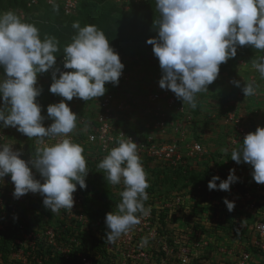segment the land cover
Masks as SVG:
<instances>
[{
  "label": "clouds",
  "instance_id": "clouds-1",
  "mask_svg": "<svg viewBox=\"0 0 264 264\" xmlns=\"http://www.w3.org/2000/svg\"><path fill=\"white\" fill-rule=\"evenodd\" d=\"M58 11L55 0H49ZM159 18L154 21L157 37L147 39L158 58L162 77L161 89L171 90L177 99L190 108L197 107V96L208 91L219 75L220 65L234 58L238 46H251L264 52V0H155ZM71 41L63 47V68H54L60 42L54 36L41 38L40 30L23 20L14 11L0 12V127L15 128L38 145L29 160L12 144H0V183L10 175L14 198L31 192L43 197V205L52 213H72L73 193L77 185L87 187L89 170L82 145L70 136L77 128L78 116L65 101H83L103 96L106 83L118 85L124 68L119 55L109 44L105 33L94 24L81 26L73 22ZM252 67L264 80V55L252 60ZM51 71L49 91L63 99L47 106V118L37 97L38 74ZM57 73L59 76L57 78ZM239 87L240 82L231 81ZM246 96L256 94L252 83L244 84ZM47 140L54 141L46 143ZM227 153V149H222ZM237 164L251 165L253 180L264 184V127L245 135L242 145L231 151ZM113 185L123 184L116 212L105 215L106 238L114 243L140 223V216L150 212L148 173L145 171L138 145L130 138L120 139L97 164ZM35 169L43 182L33 175ZM218 176L208 182L209 190L228 191L238 181L230 169L226 180L216 184ZM231 212L235 203L223 201ZM140 214V215H138ZM148 243L143 238L141 246Z\"/></svg>",
  "mask_w": 264,
  "mask_h": 264
},
{
  "label": "rangeland",
  "instance_id": "rangeland-1",
  "mask_svg": "<svg viewBox=\"0 0 264 264\" xmlns=\"http://www.w3.org/2000/svg\"><path fill=\"white\" fill-rule=\"evenodd\" d=\"M131 1L140 0H106L101 5H105L106 8L110 4L128 8ZM1 2L6 7L9 6L7 0H1L0 4ZM47 5L49 4L45 1L37 6L25 5L29 10H25L21 4H18L14 10L0 6V12L14 11L23 20L39 28L53 20L50 16L44 15ZM76 21L78 20H73V22ZM115 37L117 43L111 42L110 46L119 55L124 68L118 85L110 84L108 92L118 99H132V97L138 98L146 92L159 89L158 81L162 77V70L153 50L149 49L142 40L128 41V34L126 39L122 38L118 29H115ZM126 41H128L127 45L123 46ZM262 55L264 52H259L251 46H238L236 56L219 66V75L212 84L207 86L208 91L198 94L197 107L192 109L184 103L186 112L178 116L176 129L170 132L184 154L180 166L172 168L165 162L141 157L150 184L146 190L149 199L145 202V207L149 208V213L154 216L149 219L150 223L153 220V224L149 228V225L144 223L146 217L140 216V223L130 229L132 232L122 235L114 243H109L106 238L108 229L105 224V215L110 211L116 212V205L121 201L119 193L123 190V184L113 186L107 181L106 173L97 168V164L105 155L99 153L96 147L86 145L84 136H81L88 129L90 119L98 109L100 97L90 101L78 98L65 101L78 116L77 128L73 134L77 137L75 142L84 148L89 170L85 177L87 187L80 190L85 199V206L81 198L76 202H79V210L73 213L62 209L57 215L48 209L44 211L42 204L36 206L34 211L27 212L26 215L22 213L23 220L20 223L22 226H18V234L8 238L10 242L8 249L0 250V264H11L9 257L13 255V245L16 243L27 245L25 252L29 255L30 264H62L63 261L67 262L63 253L74 255L76 252L85 253L92 260L91 264H102L101 261L104 258L94 254L97 253L101 244L107 249L105 258L108 264H171V261L175 262L174 255L176 259L179 253V251L175 252L178 246L189 249V257L195 264H215L214 260L219 256H214V251L216 255L220 254L215 250L217 245H220L219 251L221 248L227 251L233 244L243 242L244 245H238L243 250L248 240V217L247 221H244L247 213L236 210L243 204L237 200L240 204L236 203L234 209L229 212L223 201L225 198L229 201L231 197L235 200L234 196L227 197L222 191L209 190L208 181H200L196 177H200L203 172L210 173L213 168L219 169L221 173L223 169L220 158L231 159V151L239 148V139L233 128L225 122L227 113L228 111L249 113L259 104L253 96L245 97L242 91L244 84L250 83V79H248L249 73L240 67L239 60L242 58L244 60L247 56V59L252 61ZM62 67L63 64L59 69ZM51 71L38 74L36 85L41 89V94L36 99L39 104L43 103V105L40 104L41 114L47 120L44 123L46 127L52 122L47 118V106L63 99L49 91L52 83ZM250 71L252 72V69ZM2 74L3 69L0 68V75ZM58 76L59 73L57 78ZM233 80L239 81L240 86L237 87L231 83ZM2 106L0 102V107ZM243 107L245 109L241 110ZM262 111H259L260 116ZM135 113L125 123L122 121L120 123L127 124L130 129H137L140 121H143V112ZM184 117H188L189 120L184 122ZM0 131L7 135L5 144H12L13 148L14 146L24 148L29 159L34 156L35 139H28L11 127H0ZM180 138H183V141ZM192 142L201 144L204 150L201 156H185L186 144ZM222 149H227V153L222 152ZM3 182L1 184L3 187L9 184L13 186L10 175L5 176ZM77 188H80L79 185ZM73 194L76 196L75 192ZM29 195L28 193L27 196ZM39 196L40 194L30 195L31 198ZM242 213L246 214L242 215ZM135 228L136 231L140 228L139 234L134 232ZM143 238H147L148 241L145 246H141ZM82 242H87L85 250L81 247ZM164 242L171 245V248L169 247L172 250L171 254L165 255L161 249ZM53 255L60 256L61 259H52ZM107 261L103 260L104 264Z\"/></svg>",
  "mask_w": 264,
  "mask_h": 264
},
{
  "label": "built area",
  "instance_id": "built-area-1",
  "mask_svg": "<svg viewBox=\"0 0 264 264\" xmlns=\"http://www.w3.org/2000/svg\"><path fill=\"white\" fill-rule=\"evenodd\" d=\"M23 1L26 6H37L44 1L47 4L52 5L49 3V0ZM55 4H58L61 7L65 15H72L78 8V0H55ZM9 8L12 9V7ZM242 59L239 60L240 67L249 73L248 79H250V83L256 87V94L253 95V97L260 105L258 104V106L254 107L249 113L228 111L225 122L233 128L236 137L239 139V147L242 145V142L240 141H243L246 134L255 132L257 127H264V82L260 78L258 71L252 67V63ZM250 69H252V72ZM60 70L69 71L63 67ZM97 108L98 109L94 112L93 118L90 119L88 129L83 132L86 145L94 146L99 153L107 155L108 151L116 146L118 140L130 138L138 145V154L140 157H148L165 162L167 166L172 168L179 166L183 162L184 154L180 149L177 140L170 134V132L176 129L175 125L178 124L176 122L178 116L182 115L181 113L185 114V104L177 99L171 90L159 88L154 91L146 92L138 98L132 97V99H118L115 98L113 94L106 91V93L99 98ZM244 109V107L241 108V110ZM261 110L263 111L260 116L259 111ZM137 111L143 112V121H140V125L137 129H130L127 124L120 123V121L125 123L127 119L133 116L135 112L137 113ZM115 114H117V116ZM258 117L261 118L259 119ZM183 119L184 122L189 120L188 117H184ZM178 129L179 126L177 127V130ZM6 136V133L0 131V144H5ZM70 136L75 142L76 135L71 133ZM180 139L183 141V138ZM53 142L54 141L51 140L46 141V143ZM33 146L34 149L38 146L35 140ZM13 149L21 152L22 159L26 161L29 159L28 153L23 148H17L14 146ZM184 151L186 152L185 156L188 157L193 155L201 156L204 153L201 144L198 142L186 144V149H184ZM220 160L223 171L220 173L219 169L213 168L212 170V176H218L220 178L215 181L216 184L219 185L221 181L227 179L230 169L235 170V175L239 179L237 182L230 185L228 191L218 189L217 191H222L227 197L237 196L243 200L245 207L250 212L248 219L250 235L246 247L238 252L233 246L227 251H225L224 248H221V251H219L220 245H217L215 248L217 249V252L220 253L219 255L223 262H229L230 264H264V184H257L253 180L251 175L253 169L251 165L247 163L237 164L235 161L226 158H220ZM33 175L36 179L43 182L39 173L35 169H33ZM3 183L4 182L0 183V214H4L6 211H9L11 214L17 213L20 209L21 203L25 204V201L28 199V194H25L18 199L14 198V185L11 186L8 183V186L3 187V185H1ZM75 193L76 196L73 194L74 206L71 210L72 213L79 210V202H76L80 201L82 198L78 189H76ZM29 194L35 196L39 193L29 192ZM40 196L42 195L40 194ZM145 217L146 222L144 223L148 224L149 228H151L153 220H151L150 223L149 219L154 216H152V213H149ZM138 230H140V228H138L137 231L135 228L134 232L138 233ZM131 232L132 231L129 230L127 233ZM169 247L171 248V245H168L167 242H164L161 246L165 255L171 254L172 250ZM178 248L175 249V252L179 251V253L176 255V259L175 255L173 259L176 263L171 261V264H192L193 259L189 257V249L185 246H178ZM26 249L27 245L22 243L14 244V253L11 258L9 257V263L30 264V261L28 260L29 255L25 252ZM63 257L68 261V264H91L92 262L85 253L76 252L74 255L63 253Z\"/></svg>",
  "mask_w": 264,
  "mask_h": 264
},
{
  "label": "trees",
  "instance_id": "trees-1",
  "mask_svg": "<svg viewBox=\"0 0 264 264\" xmlns=\"http://www.w3.org/2000/svg\"><path fill=\"white\" fill-rule=\"evenodd\" d=\"M105 1L106 0H78L77 11L72 15H65L58 4H56L58 6V11L53 10V5L46 6V9H44V15L46 17L50 16L53 20L51 21V23L43 25V27L40 26L38 29L40 30L41 38H43L45 35L54 36L60 42L59 47L61 50L56 54L57 59L54 68H59L62 66L63 47L71 41L72 36L75 34V30L71 27V25L73 24V20H78L81 26H84L86 24L96 25L105 33L106 37L109 39V44L111 42L117 43V38L115 37V29H118L122 38L126 39V34H128V41L142 40L145 45L152 50V45L147 44L146 41L147 39L157 37L158 35L156 26L154 25V21L159 18V13L156 10L155 0H140L136 2L131 1L128 8H121L113 6L112 4L108 6L109 8H106L105 5H101V3ZM8 4L9 6L6 7V5L1 2L0 6L1 8L5 7L8 9L9 7H12V10H14L18 7V4H21V6H24L23 8L25 10H29L28 7H25L24 1L22 0L21 2L20 0H8ZM128 41H126L123 46H126ZM247 58V56L244 57L245 60H247L249 63H252V61L248 60ZM110 84L111 83L105 84L107 92L110 91ZM41 105H43V103ZM92 114L93 112L90 114V116H92ZM25 146L28 147L27 145ZM201 174L202 175H200V177H196L197 180H204L209 182V180H211L213 177L212 171L210 173H208L207 171ZM77 189L82 197L80 191L81 188ZM82 198L85 206V199L84 197ZM42 201V196H39L35 199H32L30 196H28L25 204L23 203V205L21 203L20 205V209L23 208L22 211L19 209L17 213L11 214L9 211H6L4 214H0V250L8 249L10 245L8 238H13L18 234V225L23 220L22 213L26 215L27 212L34 211L36 209V206L38 207L40 204H42L45 211L46 208L44 207ZM95 240L98 241V239ZM86 245L87 242H82L81 247L85 250ZM99 246L100 247L97 250V253L94 254H98L99 256L104 258V261H107V259L105 258L107 249L104 248L103 244ZM52 259L60 260L61 257L53 255ZM103 260L101 261L102 264H104ZM62 264H68V261H63ZM105 264H108V261L107 263L105 262ZM192 264H195V262L193 261Z\"/></svg>",
  "mask_w": 264,
  "mask_h": 264
},
{
  "label": "crops",
  "instance_id": "crops-1",
  "mask_svg": "<svg viewBox=\"0 0 264 264\" xmlns=\"http://www.w3.org/2000/svg\"><path fill=\"white\" fill-rule=\"evenodd\" d=\"M232 198V197H231ZM230 198V200H231V202L232 201H234V203L236 204V203H238V204H240L239 202H237V200H240V202H241V204H243V206H239L238 208H240V209H236V210H238V211H240L241 212V210H243L244 212H246L247 213V215H246V218L245 219H243L244 221H247V217H248V219H249V216H250V212L247 210V208L244 206V202H243V200H241V198H239V197H234L235 198V200H233V199H231ZM229 200V201H230ZM246 213H242V215H244V214H246ZM241 215V216H242ZM241 219H242V217H241ZM243 221V222H244ZM247 232V231H246ZM248 236H247V238H248V240H247V244H248V241H249V235H250V233H249V229H248ZM238 245H244V243L243 242H238V243H235V244H233V247L236 249V251L238 252L239 250H242V249H240L239 247H238ZM246 246H244V248H245ZM243 248V249H244ZM215 250H217V249H215ZM214 256H219V258L218 257H216V259L214 260L215 262V264H230L229 262H223L222 260H221V258H220V255H216V253H215V251H214ZM221 261V262H220ZM249 264H253V263H249Z\"/></svg>",
  "mask_w": 264,
  "mask_h": 264
}]
</instances>
